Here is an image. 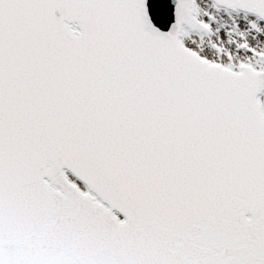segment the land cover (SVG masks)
Masks as SVG:
<instances>
[{"label":"snow or ice","instance_id":"snow-or-ice-1","mask_svg":"<svg viewBox=\"0 0 264 264\" xmlns=\"http://www.w3.org/2000/svg\"><path fill=\"white\" fill-rule=\"evenodd\" d=\"M0 264H264V0H0Z\"/></svg>","mask_w":264,"mask_h":264}]
</instances>
